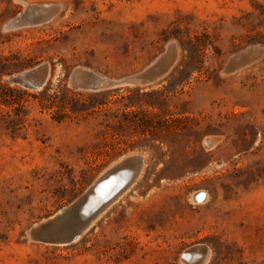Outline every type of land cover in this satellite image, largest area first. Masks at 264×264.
Instances as JSON below:
<instances>
[{
	"label": "rangeland",
	"instance_id": "1",
	"mask_svg": "<svg viewBox=\"0 0 264 264\" xmlns=\"http://www.w3.org/2000/svg\"><path fill=\"white\" fill-rule=\"evenodd\" d=\"M39 5L58 9L4 28ZM170 41L176 62L152 86L70 83L78 67L108 80L136 74ZM249 47L261 55L223 74ZM44 63L40 89L9 83ZM5 88L14 101L0 96V117L19 112L14 134L0 121V264H186L195 245L207 248L202 264H264V0H0ZM206 137L216 138L208 149ZM137 154V178L79 240L27 239ZM196 192L206 200H192Z\"/></svg>",
	"mask_w": 264,
	"mask_h": 264
},
{
	"label": "water",
	"instance_id": "2",
	"mask_svg": "<svg viewBox=\"0 0 264 264\" xmlns=\"http://www.w3.org/2000/svg\"><path fill=\"white\" fill-rule=\"evenodd\" d=\"M58 9L57 5H39L27 6L24 13L17 18L8 22L4 28L12 30L25 25L40 24L47 21ZM30 11V13L27 12ZM37 11V14L34 12ZM262 50L259 47L246 48L235 55L231 56L223 67L222 73L229 74L238 68L245 66L255 58L259 57ZM178 55L177 44L174 41L167 43L164 51L147 67L140 72L124 77L119 80H108L101 76H97L81 67L75 68L70 76V83L74 88L99 91L103 88L119 87V86H137L148 87L152 86L163 78L173 67ZM49 66L40 64L37 67L20 73L15 77L9 78V83L17 84L28 89H40L48 76ZM102 79V80H101ZM216 141V138H203L202 145L204 149L211 147V144ZM136 161L137 167L133 170H127L128 163ZM115 165L109 168L105 173H112L120 169L122 172H129L131 181L137 178L140 168V157L127 155L121 157ZM100 179V177L98 178ZM98 179L96 181H98ZM96 181L78 198L71 202L68 206L58 210L52 217H48L32 225L26 232V237L29 241L48 243L53 245H66L79 240L87 231L92 220L97 216L100 210L108 204L118 193H111L107 201L97 206L93 211L87 214L80 213V208L87 202L90 195L93 194L96 187H93ZM103 202V201H102ZM183 262V257L181 258ZM204 258L197 260L195 264H202Z\"/></svg>",
	"mask_w": 264,
	"mask_h": 264
},
{
	"label": "bare ground",
	"instance_id": "3",
	"mask_svg": "<svg viewBox=\"0 0 264 264\" xmlns=\"http://www.w3.org/2000/svg\"><path fill=\"white\" fill-rule=\"evenodd\" d=\"M134 156L140 157V163H141L140 168L143 169V164H144L143 155L137 154ZM114 165L115 164H113L112 166ZM136 167H137V162L132 161L128 163L127 170L129 169V170L134 171ZM128 171L122 172V170L118 169L115 172L104 173L103 175H101L100 179H98V181H96V183L93 186V187H96L93 194L89 196L87 202L80 208L79 212L82 214H87L90 211H93V209H95L100 204H103L105 201H107L109 197L112 196L111 193L113 191L114 193H116L117 191L118 193L122 192L133 181V180L131 181L130 179L131 177ZM206 198H207V194L205 192H196L192 196V200H194L195 202L204 201L206 200ZM104 208L105 207H103L100 210V212L92 220V222L101 214V212H103ZM208 255L209 254H208L207 248H205L202 245H195L187 249L183 253L182 257L184 259L183 261L184 263L195 264L197 260H199L201 257L204 258V262H206Z\"/></svg>",
	"mask_w": 264,
	"mask_h": 264
},
{
	"label": "trees",
	"instance_id": "4",
	"mask_svg": "<svg viewBox=\"0 0 264 264\" xmlns=\"http://www.w3.org/2000/svg\"><path fill=\"white\" fill-rule=\"evenodd\" d=\"M15 93V90L13 89H8L5 88V91L0 95L5 103H11L12 101H14L13 99V95ZM18 108H15L13 110V113H6V115H3L0 117V121L3 123L4 129L6 131H9L11 134H14L17 131V126L14 125L13 123L15 122V120H18Z\"/></svg>",
	"mask_w": 264,
	"mask_h": 264
},
{
	"label": "built area",
	"instance_id": "5",
	"mask_svg": "<svg viewBox=\"0 0 264 264\" xmlns=\"http://www.w3.org/2000/svg\"><path fill=\"white\" fill-rule=\"evenodd\" d=\"M195 204H199V203H195Z\"/></svg>",
	"mask_w": 264,
	"mask_h": 264
}]
</instances>
